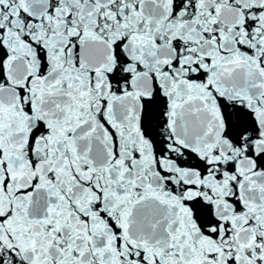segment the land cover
Returning <instances> with one entry per match:
<instances>
[{"label":"snow or ice","instance_id":"1","mask_svg":"<svg viewBox=\"0 0 264 264\" xmlns=\"http://www.w3.org/2000/svg\"><path fill=\"white\" fill-rule=\"evenodd\" d=\"M0 264H264V0H0Z\"/></svg>","mask_w":264,"mask_h":264}]
</instances>
